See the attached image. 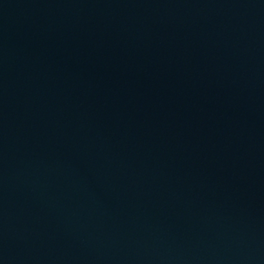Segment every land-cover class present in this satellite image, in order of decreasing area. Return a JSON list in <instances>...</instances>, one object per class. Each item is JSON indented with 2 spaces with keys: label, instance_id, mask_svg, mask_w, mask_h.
I'll return each instance as SVG.
<instances>
[{
  "label": "water",
  "instance_id": "1",
  "mask_svg": "<svg viewBox=\"0 0 264 264\" xmlns=\"http://www.w3.org/2000/svg\"><path fill=\"white\" fill-rule=\"evenodd\" d=\"M0 264H264V0H0Z\"/></svg>",
  "mask_w": 264,
  "mask_h": 264
}]
</instances>
